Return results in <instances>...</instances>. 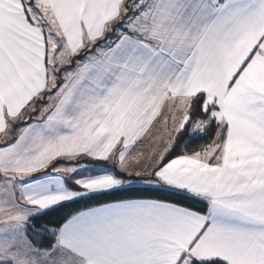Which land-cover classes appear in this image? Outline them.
<instances>
[{
  "label": "snow or ice",
  "instance_id": "1",
  "mask_svg": "<svg viewBox=\"0 0 264 264\" xmlns=\"http://www.w3.org/2000/svg\"><path fill=\"white\" fill-rule=\"evenodd\" d=\"M0 264H264V0H0Z\"/></svg>",
  "mask_w": 264,
  "mask_h": 264
}]
</instances>
